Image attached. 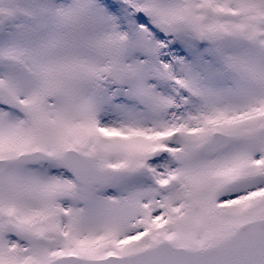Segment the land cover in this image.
Segmentation results:
<instances>
[{
  "label": "snow or ice",
  "instance_id": "1",
  "mask_svg": "<svg viewBox=\"0 0 264 264\" xmlns=\"http://www.w3.org/2000/svg\"><path fill=\"white\" fill-rule=\"evenodd\" d=\"M0 264H264V0H0Z\"/></svg>",
  "mask_w": 264,
  "mask_h": 264
}]
</instances>
